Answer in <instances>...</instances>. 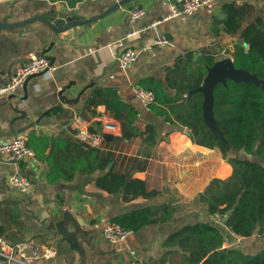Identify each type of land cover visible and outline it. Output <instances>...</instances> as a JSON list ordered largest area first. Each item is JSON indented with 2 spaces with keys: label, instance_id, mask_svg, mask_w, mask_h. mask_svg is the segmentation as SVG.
<instances>
[{
  "label": "crops",
  "instance_id": "0c3cea01",
  "mask_svg": "<svg viewBox=\"0 0 264 264\" xmlns=\"http://www.w3.org/2000/svg\"><path fill=\"white\" fill-rule=\"evenodd\" d=\"M170 2L136 0L100 17L116 0H83L74 7L68 0L15 3L0 0L1 22H16L37 15L61 24L72 20L84 22L59 33L43 22L0 28V87L12 79L30 52L44 54L52 62L50 71L30 77L26 88L24 83L14 92L0 95V144L12 142L20 134L29 138L34 133L90 147L78 135L93 127L103 135L98 148L103 153L113 152L105 170L78 173L70 181L59 178L52 183L48 180L49 164L41 157L50 154L51 142L43 153L36 154L33 149L35 156L20 162L8 161L0 154V236L47 250V255L36 264H168L171 256L165 255L168 251L165 240L196 220L211 221L199 196L213 178L229 177L232 166L218 149L193 143L188 128L164 120L140 103L131 88L133 84L144 87L150 80L164 84L166 67L187 53H193L195 59L212 55L216 61L231 57L225 51L232 49L234 42L241 41V31L237 34L220 31L216 35L213 18L224 19L227 14L223 5L236 3L255 7L251 21L264 19V0H212L192 15L164 20ZM135 6L145 8L146 15L132 22L130 10ZM152 23H157L156 28L151 27ZM159 35L170 38L174 46L157 45ZM120 39H125L139 55L127 71L118 67L117 49L109 46ZM63 87H68L65 94L70 98L81 94L80 101L75 105L63 104L58 96ZM96 87L112 88L123 103L132 105L138 111L135 121L138 129L155 125L157 142L147 144L141 138L123 140L121 123L107 107L88 103V96ZM11 104L25 113L14 111ZM85 105L91 106L90 110ZM107 121L118 124V134L106 129ZM42 145L37 143L38 148ZM61 147L62 152L55 149L57 162L68 158ZM109 170L125 174L128 181L143 180L149 191L160 194L125 200L122 189L109 192L99 188L96 179ZM14 173L28 176L31 186L12 188L10 177ZM173 198L186 203L169 222L146 225L121 243L114 244L105 238L103 227L108 220ZM216 225L227 238H238L227 229L225 222ZM224 246L229 247L230 242L225 241Z\"/></svg>",
  "mask_w": 264,
  "mask_h": 264
},
{
  "label": "trees",
  "instance_id": "16d2710c",
  "mask_svg": "<svg viewBox=\"0 0 264 264\" xmlns=\"http://www.w3.org/2000/svg\"><path fill=\"white\" fill-rule=\"evenodd\" d=\"M81 1L68 0V3L74 7ZM223 11L227 14L224 19L213 18L214 34L218 35L220 31L237 34L241 31V41L234 42L232 49L225 53L232 57L236 68L247 70L264 80V19L251 21L255 7L250 4L226 3ZM215 62L216 58L212 55H200L196 59L193 53L179 56L166 67L164 84L150 80L144 86L153 91L156 98L149 108L164 120L188 128L193 143L218 149L223 159L232 166L229 177L213 178L200 194L199 202L205 213L227 214L225 226L235 237L249 239L257 233L258 237L264 238V89L253 82L230 79L226 85L219 83L215 86L213 111L231 147L232 151L228 152L221 137L214 134L204 121L203 93H190L203 84L208 68ZM88 103L107 107L121 123L123 140L141 138L147 144L157 142L156 126L148 124L145 129H138L135 126L138 111L132 105L123 103L114 89H92ZM98 130L89 128L90 132ZM50 142V154L41 157L49 164L48 180L51 183L59 178L70 181L78 173L103 171L112 161L113 152L103 153L98 147L66 142L59 137L50 139L34 133L29 135L28 144L36 150V154L43 153ZM37 143L43 144L42 147L38 148ZM61 145L68 158L63 157V161L57 162L55 149L57 147L62 152ZM71 151L75 154L72 155ZM226 168L223 166V169ZM96 185L109 192L122 189L125 200L153 198L160 194L155 190L149 191L143 180L128 181L125 174L112 170L98 177ZM185 203L173 198L161 205L129 211L113 220L135 232L149 224L169 222ZM225 241V235L216 223L196 220L165 240L164 247L168 248L165 255L171 256L168 264H264V247L255 253H247L236 247H225Z\"/></svg>",
  "mask_w": 264,
  "mask_h": 264
},
{
  "label": "built area",
  "instance_id": "2783aa9c",
  "mask_svg": "<svg viewBox=\"0 0 264 264\" xmlns=\"http://www.w3.org/2000/svg\"><path fill=\"white\" fill-rule=\"evenodd\" d=\"M17 2L19 0H7ZM121 0H116L120 2ZM212 0H171L168 7V14L164 20H168L180 15H192L202 6L208 4ZM146 15V9L135 6L130 10V19L132 22L141 20ZM157 23H152L151 27L156 28ZM157 45L174 46V42L166 37L159 35L155 41ZM110 47L117 49L115 59L118 67L124 71L129 70L138 60V52L134 47L129 45L125 39H120L109 44ZM51 69L49 59L44 54L30 52L27 61L21 65L12 79L5 85L0 87V95L14 92L17 87L23 85L30 77L34 75L44 74ZM132 92L135 97L144 106L149 107L155 103L156 98L153 91L145 87L133 84ZM187 96V95H185ZM106 129H110L114 134L119 133V126L113 121L105 123ZM84 143L91 147H100L103 141L101 132L84 131L78 135ZM28 136L26 134L18 135L12 142L0 144V154L5 155L6 160L12 162H20L35 156V151L28 144ZM32 184L31 179L22 174L14 173L10 177V186L14 189H28ZM227 214L215 213L210 215V220L214 223L224 222ZM133 231L126 229L120 223L114 220H108L103 227V234L110 242L117 244L123 242ZM52 252L49 250V253ZM47 255V250L40 249L31 243H14L0 236V264H36V261ZM143 264V263H139Z\"/></svg>",
  "mask_w": 264,
  "mask_h": 264
},
{
  "label": "water",
  "instance_id": "95a60500",
  "mask_svg": "<svg viewBox=\"0 0 264 264\" xmlns=\"http://www.w3.org/2000/svg\"><path fill=\"white\" fill-rule=\"evenodd\" d=\"M136 0H121L120 2L114 4L112 7H110L107 11H105L100 17H103L120 7L132 3ZM99 18V17H98ZM34 22H43L46 24L50 29H52L55 32H62L66 31L72 27L82 25L84 22L80 20H72L66 23H55L48 17L44 15H37L33 16L21 21L16 22H1L0 21V28L2 29H13V28H19L26 26L28 24L34 23ZM52 64V62H51ZM110 68V67H108ZM106 70H104L105 72ZM104 72L101 76L104 75ZM100 77H96L95 79L98 80ZM233 80L235 82H253L257 86H260L264 89V80H260L255 74L250 73L247 70L238 69L234 66L233 59L231 57H225L223 59H220L215 62V64L208 68L207 75L204 79L203 84L195 89L194 91H191L192 94L195 91H200L204 95L203 99V117L206 125L210 128V130L221 137L223 140L227 151L231 152V147L228 144V141L225 139L223 132L218 126V123L216 121V118L214 116L213 106H214V88L217 84L222 83L224 85L227 84V80ZM29 80V79H28ZM28 80L25 82V88L28 83ZM68 87H63L59 92L58 96L60 101L63 104H69V105H75L77 104L81 99V94H78L76 97L70 98L65 94V91ZM26 98V97H24ZM11 108L21 114H24L25 111L17 109L13 104H11ZM91 106L85 105V109L90 110ZM230 215V213H228Z\"/></svg>",
  "mask_w": 264,
  "mask_h": 264
},
{
  "label": "rangeland",
  "instance_id": "374dc122",
  "mask_svg": "<svg viewBox=\"0 0 264 264\" xmlns=\"http://www.w3.org/2000/svg\"><path fill=\"white\" fill-rule=\"evenodd\" d=\"M224 235H225L226 241L230 242V246L242 249L247 253H255L259 249L264 247V238L258 237L257 233H255L253 237L247 240H243L240 238H230L229 239L227 238V234H224Z\"/></svg>",
  "mask_w": 264,
  "mask_h": 264
}]
</instances>
